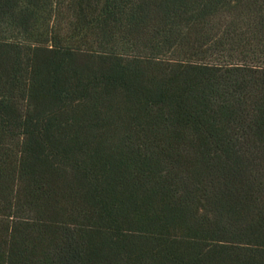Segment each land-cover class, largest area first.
Segmentation results:
<instances>
[{
    "label": "trees",
    "instance_id": "1",
    "mask_svg": "<svg viewBox=\"0 0 264 264\" xmlns=\"http://www.w3.org/2000/svg\"><path fill=\"white\" fill-rule=\"evenodd\" d=\"M0 264H264V0H0Z\"/></svg>",
    "mask_w": 264,
    "mask_h": 264
}]
</instances>
